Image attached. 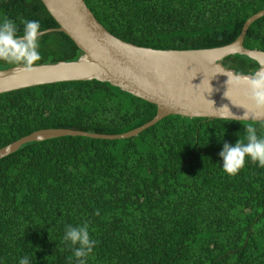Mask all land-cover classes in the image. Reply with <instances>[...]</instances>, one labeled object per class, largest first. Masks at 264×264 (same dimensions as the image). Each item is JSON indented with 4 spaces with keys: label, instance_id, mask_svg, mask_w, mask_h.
<instances>
[{
    "label": "trees",
    "instance_id": "trees-1",
    "mask_svg": "<svg viewBox=\"0 0 264 264\" xmlns=\"http://www.w3.org/2000/svg\"><path fill=\"white\" fill-rule=\"evenodd\" d=\"M113 37L154 50L231 43L264 0H83ZM57 29L39 0H0V23ZM242 46L264 52V16ZM39 64L81 54L64 34L39 37ZM19 63L0 60V69ZM234 74L257 64L221 60ZM154 105L108 83L62 82L0 94V148L41 129L117 135L149 121ZM264 122L167 116L131 138L59 137L27 143L0 159V264H76L67 225L88 223L98 243L87 264H264V168L246 159L223 170L225 143ZM97 212L99 213L97 215ZM78 247V245L76 246Z\"/></svg>",
    "mask_w": 264,
    "mask_h": 264
},
{
    "label": "water",
    "instance_id": "water-1",
    "mask_svg": "<svg viewBox=\"0 0 264 264\" xmlns=\"http://www.w3.org/2000/svg\"><path fill=\"white\" fill-rule=\"evenodd\" d=\"M39 1L57 24V29L41 31L42 35L60 32L81 54L74 61L34 65L31 71L21 64L0 69V94L54 83L94 80L152 104L156 111L146 123L117 135L70 129L37 130L0 148V159L23 144L59 137L131 138L167 116L264 122V110L252 107L243 85L228 88L226 74L234 73L221 65L223 58L240 55L257 64L254 72L264 71V52L242 46L247 28L264 16V9L248 17L229 44L199 50H154L122 42L110 35L95 20L83 0ZM224 106L228 108H222Z\"/></svg>",
    "mask_w": 264,
    "mask_h": 264
},
{
    "label": "clouds",
    "instance_id": "clouds-1",
    "mask_svg": "<svg viewBox=\"0 0 264 264\" xmlns=\"http://www.w3.org/2000/svg\"><path fill=\"white\" fill-rule=\"evenodd\" d=\"M23 24V35L20 36L17 35L16 23L11 19L5 18L0 23V60L19 63L25 70L31 71L36 62L42 59L38 51L39 37L42 35L41 25L37 20H24ZM226 75L228 88L243 85L246 88L247 100L252 107L256 110H264V71H256L248 75ZM209 89L211 94L210 82ZM226 93L225 96L228 97ZM225 107L227 106L222 108ZM245 132L246 143L241 139H238L234 146L225 143L223 150L219 153L223 159L222 168L228 175L238 174L245 167L246 159L249 158L264 168V137L258 136L257 129L251 124L246 127ZM64 240L70 242V246L73 247L76 264H87L88 257L92 255L98 243L92 239L88 223L76 227L67 225ZM19 264H30V260L25 256L20 259Z\"/></svg>",
    "mask_w": 264,
    "mask_h": 264
}]
</instances>
